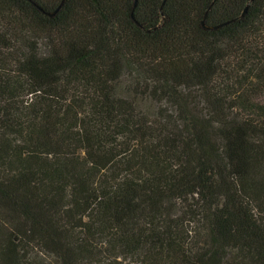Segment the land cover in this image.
<instances>
[{
    "label": "trees",
    "instance_id": "trees-1",
    "mask_svg": "<svg viewBox=\"0 0 264 264\" xmlns=\"http://www.w3.org/2000/svg\"><path fill=\"white\" fill-rule=\"evenodd\" d=\"M0 264H264V0H0Z\"/></svg>",
    "mask_w": 264,
    "mask_h": 264
}]
</instances>
